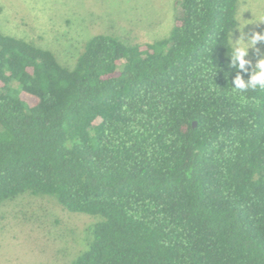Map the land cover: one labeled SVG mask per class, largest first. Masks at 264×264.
Returning a JSON list of instances; mask_svg holds the SVG:
<instances>
[{
    "label": "trees",
    "instance_id": "16d2710c",
    "mask_svg": "<svg viewBox=\"0 0 264 264\" xmlns=\"http://www.w3.org/2000/svg\"><path fill=\"white\" fill-rule=\"evenodd\" d=\"M239 1L175 0L167 37L97 34L71 68L0 32V206L94 218L71 264H264V90L230 87Z\"/></svg>",
    "mask_w": 264,
    "mask_h": 264
},
{
    "label": "rangeland",
    "instance_id": "374dc122",
    "mask_svg": "<svg viewBox=\"0 0 264 264\" xmlns=\"http://www.w3.org/2000/svg\"><path fill=\"white\" fill-rule=\"evenodd\" d=\"M178 16L175 0H0L1 33L50 50L69 68L94 35L151 42L167 37ZM236 17L237 27H244H236L231 40L241 32L245 38L264 34V0H240ZM255 49L259 53L250 48L245 57L253 65L264 54V41ZM94 222L51 198L19 196L0 206V264H71Z\"/></svg>",
    "mask_w": 264,
    "mask_h": 264
},
{
    "label": "clouds",
    "instance_id": "9594fccd",
    "mask_svg": "<svg viewBox=\"0 0 264 264\" xmlns=\"http://www.w3.org/2000/svg\"><path fill=\"white\" fill-rule=\"evenodd\" d=\"M243 27H237V29L242 30ZM229 41L231 42L229 67L237 71V75L232 81V86H230L232 91L243 93L249 90H264V54H259L261 58L257 59L254 65L251 60L245 59L250 48L259 53V50L255 49V45L258 42L264 41V34L253 32L250 36L245 38V35L241 32L239 38L235 41L229 38ZM241 73H248V78L245 80ZM214 74H212V76Z\"/></svg>",
    "mask_w": 264,
    "mask_h": 264
},
{
    "label": "water",
    "instance_id": "95a60500",
    "mask_svg": "<svg viewBox=\"0 0 264 264\" xmlns=\"http://www.w3.org/2000/svg\"><path fill=\"white\" fill-rule=\"evenodd\" d=\"M193 126H195V122H193Z\"/></svg>",
    "mask_w": 264,
    "mask_h": 264
}]
</instances>
